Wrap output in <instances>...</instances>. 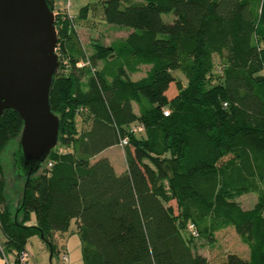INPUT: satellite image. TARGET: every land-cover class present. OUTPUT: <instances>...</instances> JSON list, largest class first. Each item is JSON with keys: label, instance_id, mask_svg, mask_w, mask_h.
Masks as SVG:
<instances>
[{"label": "trees", "instance_id": "1", "mask_svg": "<svg viewBox=\"0 0 264 264\" xmlns=\"http://www.w3.org/2000/svg\"><path fill=\"white\" fill-rule=\"evenodd\" d=\"M91 12L127 29L92 42L94 69L77 65L86 51L75 22ZM55 25L58 141L30 175L4 153L23 120L0 115L2 255L20 264L39 235L51 257L54 233L74 219L84 264H264V0H96L76 18L56 12ZM77 115L91 127L80 131ZM115 144L120 170L101 155ZM250 191L257 202L244 208L237 197ZM227 227L248 257L210 263L194 250Z\"/></svg>", "mask_w": 264, "mask_h": 264}, {"label": "water", "instance_id": "2", "mask_svg": "<svg viewBox=\"0 0 264 264\" xmlns=\"http://www.w3.org/2000/svg\"><path fill=\"white\" fill-rule=\"evenodd\" d=\"M57 40L48 0H0V115L11 108L23 120L14 150L20 175L35 172L58 141L59 117L50 104Z\"/></svg>", "mask_w": 264, "mask_h": 264}, {"label": "rangeland", "instance_id": "3", "mask_svg": "<svg viewBox=\"0 0 264 264\" xmlns=\"http://www.w3.org/2000/svg\"><path fill=\"white\" fill-rule=\"evenodd\" d=\"M162 17L166 21H172L174 14L172 11L168 13H162ZM112 24L113 27H120L115 29L116 31H111V34H121L124 35L127 29L121 25ZM118 30V31H117ZM57 49V47H56ZM85 49V48H84ZM89 50V48H87ZM58 50V49H57ZM86 51V49H85ZM90 52L86 51V54L80 56L77 60V65L80 67L84 64L90 65L93 69L96 68V65L92 63L90 57L88 56ZM215 61L218 65H220V60L218 56L215 54L214 56ZM149 66V65H148ZM145 67L142 68V73H132V78H138L145 73ZM220 68V67H218ZM181 74L180 70H176ZM139 72V71H138ZM141 72V71H140ZM77 126L80 131L87 130L91 127V120L86 118L82 115H77ZM19 139V138H18ZM16 142H12L8 145L7 149L4 151L6 160H10L12 157L14 166L15 165V156L16 151H13L17 147V140ZM101 155H107L112 158L117 170H120L121 166L123 165L124 160V153L122 150V146L112 145L104 149ZM12 173V172H11ZM13 177L12 174H8V180L11 181ZM237 200L241 203L244 208H249L253 206L254 203L257 202V194L253 191L245 192L237 197ZM33 220V218H32ZM57 250L52 253L50 257V249L46 245V243L41 239L39 235H32L28 238L26 246L28 249V259L29 262L31 261L33 264H62L61 255L63 252L68 254L69 261L67 264H84L82 255H81V247H80V238L76 231V223L74 219H72L65 230H59L54 233ZM0 242L4 243L3 232L0 227ZM193 248L195 251L199 252L206 256L210 263H215L223 260L228 252H236L243 257H248V247L243 243L235 231L233 227L224 228L218 232H215V238L212 242H207L202 237H197L193 240ZM21 252H19L20 256ZM1 255V252H0ZM4 262L6 263L5 257L2 255ZM25 264V263H24Z\"/></svg>", "mask_w": 264, "mask_h": 264}, {"label": "crops", "instance_id": "4", "mask_svg": "<svg viewBox=\"0 0 264 264\" xmlns=\"http://www.w3.org/2000/svg\"><path fill=\"white\" fill-rule=\"evenodd\" d=\"M95 1L96 0H71V5L68 7V0H53V6L55 13L58 11L62 13L69 11L72 17L76 18L81 7H83L87 3L95 2ZM75 27L80 37V40L87 52L92 51V42L102 41L107 44L115 37L122 36L120 33L113 35L111 34V31H116L115 29H118L120 27L116 28L113 27L112 24L111 25L107 24L100 15H96V14L93 15L92 12L88 15V18L86 19H77L75 22ZM87 48H89V50ZM123 161L125 162V160ZM32 218L34 219V216ZM3 238H4V234H3ZM5 259H6V263L4 262L1 253L0 264H12L13 261L12 255L7 256V258L5 257ZM25 264H33V263L27 260Z\"/></svg>", "mask_w": 264, "mask_h": 264}, {"label": "built area", "instance_id": "5", "mask_svg": "<svg viewBox=\"0 0 264 264\" xmlns=\"http://www.w3.org/2000/svg\"><path fill=\"white\" fill-rule=\"evenodd\" d=\"M71 5V0H68V7ZM165 114L168 113L167 110L164 111ZM141 130L142 129V125H138V126H135L134 127V130ZM126 142V139H121L120 141V144H124ZM49 164H51V162H49ZM192 226V225H190ZM193 233L197 234V232L193 229ZM28 250H21V254L19 256V261H20V264H24L27 259H28ZM61 258L63 259L64 263L68 262V254L66 252H63L62 255H61Z\"/></svg>", "mask_w": 264, "mask_h": 264}]
</instances>
